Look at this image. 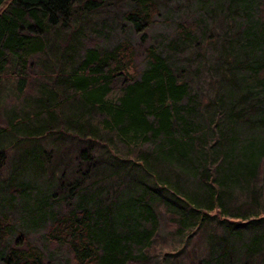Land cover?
Listing matches in <instances>:
<instances>
[{
	"label": "trees",
	"instance_id": "trees-1",
	"mask_svg": "<svg viewBox=\"0 0 264 264\" xmlns=\"http://www.w3.org/2000/svg\"><path fill=\"white\" fill-rule=\"evenodd\" d=\"M101 4L0 0V101L14 118L11 168L26 153L61 175L62 157L38 143L57 128L112 155L120 144L119 156L149 182L99 206L103 187L80 188L62 204L60 179L56 189L29 177L8 181L0 264H51L59 252L65 264H141L165 213L177 237L209 239L210 218L246 231L237 257L234 242L219 240L223 246L200 264H264V0H192L161 20L158 0H127L126 33L106 43L91 31L73 45L72 34ZM49 37L59 56L46 65ZM217 40V69L228 87L210 95L172 55H203Z\"/></svg>",
	"mask_w": 264,
	"mask_h": 264
},
{
	"label": "rangeland",
	"instance_id": "rangeland-1",
	"mask_svg": "<svg viewBox=\"0 0 264 264\" xmlns=\"http://www.w3.org/2000/svg\"><path fill=\"white\" fill-rule=\"evenodd\" d=\"M187 1L192 0H158L159 9L155 17L157 20L166 18L168 10L171 8L182 10ZM102 2L98 12L88 16L77 31L72 34L73 45L81 44L86 37L90 36L91 31H96L99 34L97 36L99 40L106 43L116 40L127 32L125 23L120 16L121 11L126 7L127 0H102ZM206 18L210 22L209 15ZM159 26L160 24L155 25L152 31L157 30ZM149 35L151 39H156V32H151ZM219 42L220 40H217L214 44L207 45L203 55L196 53L190 55L185 52L172 55L173 61L190 71L195 81L210 95L222 92L228 87L225 77L220 76V71L217 69L220 63V59H217ZM56 44L51 37L47 53L44 57L42 56L46 65L53 63L52 60L59 56V47ZM4 90L5 88L2 91L4 92ZM1 97L2 95L0 100ZM8 104L6 100L0 101V157H4L0 166V196L4 194L5 183L8 181L29 177L41 187L51 184L55 188L59 183L58 179H60V186L57 190H59L58 196H62V204L74 201L80 193V188H84L85 192H90L97 187H103L104 191L101 192V203H99V206H103V204L119 200L126 194L125 191H136L137 193L141 182L145 184L149 182V176L140 171L135 164L123 159L124 155L119 156L123 152V148L119 147L120 144L112 155L110 151L105 150L104 146L80 139L69 130L60 131L57 128L47 133L38 143L44 148L52 147L62 157L61 175L59 172L52 174L47 172L42 165L39 167L36 161L31 159L32 154L26 155V153L23 156L24 160L14 163V167L11 168L13 161L10 158L14 147L8 146L11 135L9 122H13L14 118H11L12 111L9 106H6ZM82 171L84 173H81ZM75 180H77L78 187L74 189L69 185L73 184ZM42 188L44 189V187ZM93 199L96 201V197ZM166 219H168L167 213L161 214L158 238L148 248L147 257L141 264H200L203 259L214 257L218 252L217 249L219 250L223 246L219 240L226 244L234 242L231 257H237L241 251L239 245L242 237L240 238V236L244 235L246 231L240 226H229L210 218L208 225L213 227V231L209 239L199 241L194 236L188 239L183 235L177 237L173 234L174 225H169V221L166 223ZM63 260L64 256L59 252L51 260V264H65Z\"/></svg>",
	"mask_w": 264,
	"mask_h": 264
}]
</instances>
